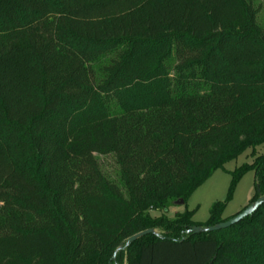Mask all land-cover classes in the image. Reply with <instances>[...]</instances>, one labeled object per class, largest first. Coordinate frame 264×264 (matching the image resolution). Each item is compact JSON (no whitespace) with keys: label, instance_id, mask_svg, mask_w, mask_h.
Segmentation results:
<instances>
[{"label":"trees","instance_id":"16d2710c","mask_svg":"<svg viewBox=\"0 0 264 264\" xmlns=\"http://www.w3.org/2000/svg\"><path fill=\"white\" fill-rule=\"evenodd\" d=\"M259 148L264 29L251 2L0 0V264H264V202L226 229L191 230L230 218L247 172L250 203L264 196ZM246 151L204 223L152 216ZM107 153L125 192L99 168Z\"/></svg>","mask_w":264,"mask_h":264},{"label":"rangeland","instance_id":"374dc122","mask_svg":"<svg viewBox=\"0 0 264 264\" xmlns=\"http://www.w3.org/2000/svg\"><path fill=\"white\" fill-rule=\"evenodd\" d=\"M256 10V21L264 29V0H247ZM115 54H110L100 59L96 65L98 78L102 77L101 69L107 65ZM259 152H264V148H259ZM102 174L111 182L115 183L123 192L125 188L120 180L119 166L113 153L94 154ZM252 160L250 151L238 156L236 159L226 163L222 169L216 170L201 186H199L189 197L186 203L175 202L165 211L152 212L153 217L163 216L168 221H175L185 210H193L192 220L204 223L208 217L212 205L216 202H223L228 193L231 182L230 172L243 163ZM254 174L247 172L237 182L233 189L232 196L226 201L224 211L220 218L225 220L247 206L251 200L255 199Z\"/></svg>","mask_w":264,"mask_h":264},{"label":"water","instance_id":"95a60500","mask_svg":"<svg viewBox=\"0 0 264 264\" xmlns=\"http://www.w3.org/2000/svg\"><path fill=\"white\" fill-rule=\"evenodd\" d=\"M180 202L182 203V201H180ZM263 202H264V196H259L254 202L249 203L239 213L235 214L234 216L230 217L229 219L222 221L220 223H217L215 225L208 226V227L194 226V227H192L191 230L194 233H200V232H211V231L226 229V228L238 223L243 218L251 215ZM148 234H156V232L154 229H147V230L141 231L137 234H134L126 240L125 246L131 244L136 239H138L144 235H148ZM122 246H123V244H121L119 248L121 249Z\"/></svg>","mask_w":264,"mask_h":264}]
</instances>
